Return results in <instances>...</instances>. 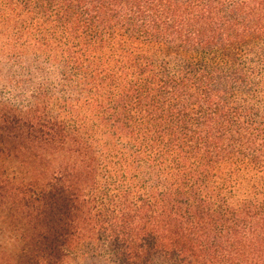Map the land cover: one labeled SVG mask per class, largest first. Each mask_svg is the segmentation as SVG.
Returning <instances> with one entry per match:
<instances>
[{
    "label": "trees",
    "instance_id": "1",
    "mask_svg": "<svg viewBox=\"0 0 264 264\" xmlns=\"http://www.w3.org/2000/svg\"><path fill=\"white\" fill-rule=\"evenodd\" d=\"M2 53L59 88L0 109V264H264V0H0Z\"/></svg>",
    "mask_w": 264,
    "mask_h": 264
},
{
    "label": "rangeland",
    "instance_id": "2",
    "mask_svg": "<svg viewBox=\"0 0 264 264\" xmlns=\"http://www.w3.org/2000/svg\"><path fill=\"white\" fill-rule=\"evenodd\" d=\"M10 59L4 53L0 54V109L6 107L27 112L28 108L33 107L37 111L39 108L40 111H45L44 99L49 96L58 97L59 80L54 76V69L34 53L18 60ZM41 114L40 112L39 115ZM15 243L10 234L0 229V253L12 254L16 251ZM65 264L119 263L111 258L103 245L99 246L98 251H94L92 247L83 244L69 252Z\"/></svg>",
    "mask_w": 264,
    "mask_h": 264
}]
</instances>
